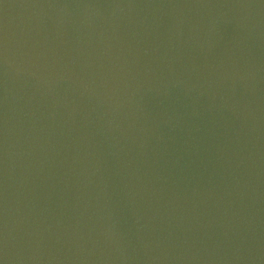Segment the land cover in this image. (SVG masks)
Wrapping results in <instances>:
<instances>
[{"label": "water", "instance_id": "95a60500", "mask_svg": "<svg viewBox=\"0 0 264 264\" xmlns=\"http://www.w3.org/2000/svg\"><path fill=\"white\" fill-rule=\"evenodd\" d=\"M3 264H264V0H0Z\"/></svg>", "mask_w": 264, "mask_h": 264}, {"label": "snow or ice", "instance_id": "6c2138e0", "mask_svg": "<svg viewBox=\"0 0 264 264\" xmlns=\"http://www.w3.org/2000/svg\"><path fill=\"white\" fill-rule=\"evenodd\" d=\"M0 264H3V262H2V261H0Z\"/></svg>", "mask_w": 264, "mask_h": 264}]
</instances>
